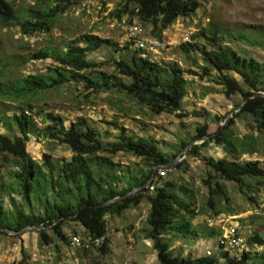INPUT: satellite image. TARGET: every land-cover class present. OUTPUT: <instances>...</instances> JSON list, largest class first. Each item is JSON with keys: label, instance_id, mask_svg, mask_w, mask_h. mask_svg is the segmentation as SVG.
I'll use <instances>...</instances> for the list:
<instances>
[{"label": "trees", "instance_id": "16d2710c", "mask_svg": "<svg viewBox=\"0 0 264 264\" xmlns=\"http://www.w3.org/2000/svg\"><path fill=\"white\" fill-rule=\"evenodd\" d=\"M121 1L122 5L116 16L121 18L127 15L129 24L136 18L139 23L150 28V34L155 38H160L161 32L175 20L194 15L200 7L198 0ZM30 2L17 11L11 1L0 0V25L12 22L26 35L49 32L58 16L73 7V4L80 5L82 0ZM256 27L251 30L258 34L254 42L260 39L264 43V24ZM226 36V30L209 24L208 28L194 33L191 39L179 46L187 55L195 52L200 56L203 75L209 76L211 70L216 71L212 80L223 88L226 98L239 94L245 99L251 93L264 91V66L224 44ZM239 37L249 40L244 35ZM199 39H203V43ZM104 46L115 45L101 36L84 34L72 41L64 51L54 52L52 48H45L33 52L30 54L31 60L52 58L54 63L47 66L43 74L24 75L8 81L5 90H0H3L7 98H35L45 91L74 81L95 94H121L145 107L151 115L174 112L179 116L183 115L182 100L186 96L187 81L183 73L196 74L194 71L184 70L176 62L152 60L139 47L120 55H111L107 61L88 59V53ZM194 61L200 67L196 59ZM105 64L113 67L111 73L99 69ZM227 71L237 73L242 84L224 73ZM34 115H38L44 124L41 128L42 137L67 145L72 153L70 160L63 161L56 167L46 153L42 155V163L33 158L28 150V140L30 132L35 129ZM239 117L247 120L250 131L256 135L251 133L240 136L235 133L234 119ZM11 122L20 135L10 137L0 134V227L18 230L26 225L49 226L52 235L46 229L37 231L39 244H52L57 248V241L70 244L71 237L78 234L74 232L72 236H68L63 226L69 222L79 223L84 230L83 235L91 243L100 240L95 247L105 254L109 242L105 217L121 216L128 209L138 208L145 200L149 204L146 237L152 241L160 264H256L250 261L247 253L237 259L229 257L226 252L219 256L198 258L175 256L170 252L173 240L184 239L189 235L198 236L192 223L198 213L194 193L187 187L188 183L173 176L172 172L181 166L166 168V175L172 173L170 178L160 177L158 170L161 165L173 160L190 140H183L174 154L165 155L154 142L129 136L125 127L115 125L119 130L118 140L104 145L98 138L97 131L84 117H77L66 126L61 115L43 109L35 112L30 104L14 113ZM207 128L206 124L197 128L195 137H210L203 145L193 146L188 151V156L202 159L208 169L202 182L207 189L206 204L212 210L210 216L216 217L223 211L219 206L223 202L230 203L224 182L234 183L239 192L246 194L258 191L264 181V167L259 161L236 159L239 154L258 151L260 137L264 133V97L248 99L242 109L233 115V119L217 132L209 134ZM208 143L222 147L229 158H202L200 149ZM121 152L142 159L149 170L143 172L142 169H134L126 175L111 172L108 167L114 166L112 158ZM7 165L12 167L6 171L10 181L4 183L1 174ZM155 167L158 168L155 170ZM153 173L154 177L148 188L143 187L134 195L108 206L94 207L107 199L123 195L134 187L142 186ZM120 182H124V187H118ZM6 187L11 194L20 197L26 210L18 207L9 210L4 207L1 195L6 192ZM33 201L40 209L34 207ZM168 234L170 236L166 237ZM248 243L262 245L264 235L250 238ZM220 257L223 261L219 260Z\"/></svg>", "mask_w": 264, "mask_h": 264}, {"label": "rangeland", "instance_id": "374dc122", "mask_svg": "<svg viewBox=\"0 0 264 264\" xmlns=\"http://www.w3.org/2000/svg\"><path fill=\"white\" fill-rule=\"evenodd\" d=\"M8 1L14 3L17 11L31 3L30 0ZM198 1L200 7L194 15L175 20L161 32L160 38L151 36L150 28L139 23L136 18L132 19L131 24L128 23L127 15L118 18L116 12L122 5L121 0H82L80 5L73 4V7L58 16L52 29L45 33L26 35L12 22L0 25V88L3 90L7 87L8 81L27 74H43L47 66L54 63L52 58L31 60V53L45 48H52L54 52L64 51L72 41L84 34L101 36L115 45L104 46L88 53L89 60L107 61L111 55L116 56L130 49L141 48L140 42H143L147 44L144 53L152 60L176 62L184 70L196 73H183L187 81L181 116L177 112L151 115L145 107L135 104L121 94L108 92L95 94L74 81L45 91L35 98H7L3 90H0V134L10 137L20 135L11 122V117L27 104L32 105L35 112L43 109L61 115L66 126L77 117H84L97 131L98 138L104 145L118 140L119 130L115 125H122L127 135L154 142L165 155L174 154L183 140L191 141L196 138L197 128L204 124L207 125L209 134L217 132L222 129L221 127L224 128L233 119L232 116L226 120V115L240 105L243 98L239 94L226 98L223 88L212 80L216 71L211 70L209 76L203 75L201 69L203 62L200 56L195 52L187 55L179 45L191 39L194 33L208 28L209 24L216 25L227 31L224 44L264 66V43L260 39L254 42L258 34L251 32L257 28L256 26L264 24V0ZM133 24L141 26V33L137 36L129 33V26ZM240 35L246 36L249 40L239 37ZM150 39H157L160 44L150 48L147 42ZM199 42L203 43V39H199ZM125 47L128 48L124 50ZM195 59L200 67L196 66ZM99 69L107 73L113 71L109 64ZM224 73L242 84V79L237 73L233 71ZM33 117L35 129L30 132L28 140V150L33 158L42 163V155L46 153L56 167L61 162L70 160L72 153L69 147L43 138L41 128L44 124L38 115ZM234 128L235 133L240 136L252 133L244 117L234 119ZM260 138L257 152L239 154L236 159L257 160L264 167V133ZM205 141L207 139L200 145ZM182 150L183 148L176 155L177 157L180 154L181 160L171 168L181 166L172 172L173 176L188 183L187 187L194 193L195 209L198 214L192 219V223L198 236L189 235L184 239L173 240L169 247L170 252L175 256L192 258L219 256L220 253L226 252L229 257L237 259L247 253L250 261L264 264V244L248 243L250 238L264 235V181L258 187V191L246 194L239 192L234 183L224 182L230 203L223 202L219 206L223 211L212 217L210 216L212 210L206 204L207 189L202 182L208 169L202 159L189 157L188 154L184 156ZM200 156L214 159L229 158L222 147L213 143L202 147ZM112 161L114 166L108 169L116 174L126 175L134 169H142L143 172L149 170L142 159L123 152L114 156ZM11 168L7 165L1 174L4 183L10 181L6 171ZM172 173H167L163 178H170ZM118 187H124V182H120ZM7 190L6 187V192L1 195L4 207L9 210L16 207L26 210L20 197ZM33 205L40 209L35 201ZM148 209L149 204L143 200L138 208L128 209L121 216L105 217L109 239L108 251L105 254L91 243L84 247H75L71 243L57 241V248L52 244L42 246L39 244L37 231L18 235L0 232V264H160L152 241L146 237ZM230 226H235L245 240L242 247H230L225 241ZM45 229L52 235L49 227ZM63 229L68 236H72L74 232L84 234L81 224L75 222L65 224ZM168 236L170 234L166 235ZM219 260L223 261V258L220 257Z\"/></svg>", "mask_w": 264, "mask_h": 264}, {"label": "water", "instance_id": "95a60500", "mask_svg": "<svg viewBox=\"0 0 264 264\" xmlns=\"http://www.w3.org/2000/svg\"><path fill=\"white\" fill-rule=\"evenodd\" d=\"M256 96H263L264 97V91H256V92L251 93L250 95H248L245 99H243V101H242V103L240 105L236 106L234 109H232L226 115V120L231 118L235 113L239 112L242 109L243 105L247 102L248 99L254 98ZM221 128H223V127H221ZM209 137H210V135H204V136H200V137H196V138L192 139L186 145V147L183 148L181 153H183L184 156H187L188 151L193 146L200 144L201 142H203L204 140L208 139ZM180 160H181V156L179 154L173 160L169 161L168 163H166L164 165H161L160 167L171 168L175 164H177V162H179ZM157 168L158 167H155V170ZM153 177H154V173L152 174L151 178L145 184H143L142 186L134 187L133 189H131L127 193H125L123 195L115 196L114 198L107 199V200H105V201H103V202H101L99 204L94 205V207H96V208L105 207V206H108V205H110L112 203H115V202H117L119 200H122V199H125L127 197H130V196L134 195L141 188L146 187L149 184H151V181H152ZM47 227H49V226H44L42 224H40V225H26V226H24V227H22L21 229H18V230H14V229L7 228V227H0V232H4V233L9 234V235H18V234H23V233L28 232V231H40V230H43V229H45Z\"/></svg>", "mask_w": 264, "mask_h": 264}, {"label": "built area", "instance_id": "2783aa9c", "mask_svg": "<svg viewBox=\"0 0 264 264\" xmlns=\"http://www.w3.org/2000/svg\"><path fill=\"white\" fill-rule=\"evenodd\" d=\"M141 26L140 25H131L129 26V33L132 36H137L139 35L141 32ZM143 32V31H142ZM133 38V37H132ZM148 42L149 47L153 48V47H157L160 43L157 39H150ZM140 47L141 48H145L147 47L146 43L140 42ZM167 169L165 167H160V169L158 170V174L160 177H164L166 175ZM151 189H153V187H150ZM225 241L229 244L230 247L233 248H240L243 246L244 244V239L242 236H240L237 228L235 226H230L227 229V233L225 236ZM71 245L75 246V247H84L86 246V244L91 243L90 240L85 237L84 235L81 234H74L71 237V241H70ZM100 243V240H96L94 243H91L94 246H98ZM209 253V252H208Z\"/></svg>", "mask_w": 264, "mask_h": 264}]
</instances>
